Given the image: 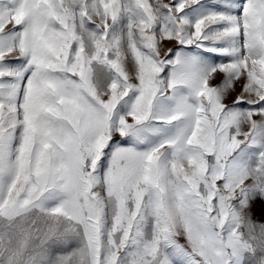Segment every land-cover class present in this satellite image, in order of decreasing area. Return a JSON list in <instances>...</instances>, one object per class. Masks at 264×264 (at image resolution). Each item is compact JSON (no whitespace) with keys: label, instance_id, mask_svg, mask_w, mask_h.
I'll return each instance as SVG.
<instances>
[{"label":"snow or ice","instance_id":"obj_1","mask_svg":"<svg viewBox=\"0 0 264 264\" xmlns=\"http://www.w3.org/2000/svg\"><path fill=\"white\" fill-rule=\"evenodd\" d=\"M264 0H0V264H264Z\"/></svg>","mask_w":264,"mask_h":264},{"label":"rangeland","instance_id":"obj_2","mask_svg":"<svg viewBox=\"0 0 264 264\" xmlns=\"http://www.w3.org/2000/svg\"><path fill=\"white\" fill-rule=\"evenodd\" d=\"M253 211L257 219L264 218V217H261V214H260V202L259 201L254 205Z\"/></svg>","mask_w":264,"mask_h":264}]
</instances>
